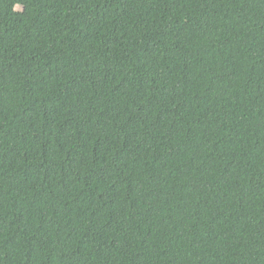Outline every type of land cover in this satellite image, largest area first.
<instances>
[{
    "label": "trees",
    "instance_id": "obj_1",
    "mask_svg": "<svg viewBox=\"0 0 264 264\" xmlns=\"http://www.w3.org/2000/svg\"><path fill=\"white\" fill-rule=\"evenodd\" d=\"M0 264H264V0H0Z\"/></svg>",
    "mask_w": 264,
    "mask_h": 264
}]
</instances>
